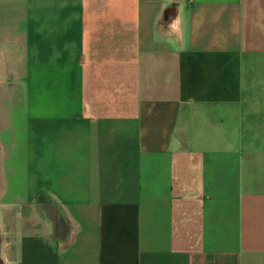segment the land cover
Masks as SVG:
<instances>
[{
	"label": "crops",
	"instance_id": "obj_1",
	"mask_svg": "<svg viewBox=\"0 0 264 264\" xmlns=\"http://www.w3.org/2000/svg\"><path fill=\"white\" fill-rule=\"evenodd\" d=\"M0 264H264V0H0Z\"/></svg>",
	"mask_w": 264,
	"mask_h": 264
}]
</instances>
